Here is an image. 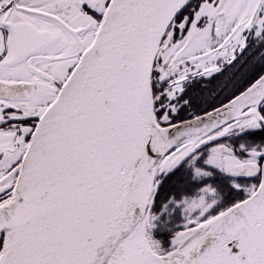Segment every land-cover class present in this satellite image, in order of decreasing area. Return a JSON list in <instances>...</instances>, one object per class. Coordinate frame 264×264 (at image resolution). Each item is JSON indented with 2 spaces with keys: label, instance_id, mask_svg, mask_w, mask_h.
<instances>
[{
  "label": "snow or ice",
  "instance_id": "6c2138e0",
  "mask_svg": "<svg viewBox=\"0 0 264 264\" xmlns=\"http://www.w3.org/2000/svg\"><path fill=\"white\" fill-rule=\"evenodd\" d=\"M0 264H264V0H0Z\"/></svg>",
  "mask_w": 264,
  "mask_h": 264
}]
</instances>
